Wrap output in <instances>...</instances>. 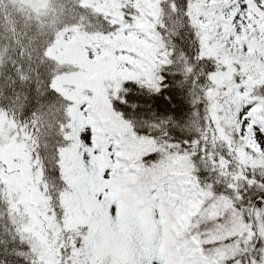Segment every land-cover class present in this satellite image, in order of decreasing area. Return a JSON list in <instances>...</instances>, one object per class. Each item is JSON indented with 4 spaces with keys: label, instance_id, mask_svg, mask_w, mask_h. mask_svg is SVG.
Instances as JSON below:
<instances>
[{
    "label": "snow or ice",
    "instance_id": "1",
    "mask_svg": "<svg viewBox=\"0 0 264 264\" xmlns=\"http://www.w3.org/2000/svg\"><path fill=\"white\" fill-rule=\"evenodd\" d=\"M201 9L206 11L200 0H120L118 13L95 11L89 17L109 38L134 32L151 45L149 58L135 69L140 79L124 84L139 95L128 92L118 98L121 107L138 101L128 111L137 114L147 126L145 134L151 130L156 141L157 150L142 157L147 168L159 164L160 145L193 163L188 177L170 173L145 178L132 189L123 219L119 205L112 204L109 212L119 226L113 225L110 233L71 231L63 225L56 233L48 220L66 216L65 152L72 142L67 115L71 102L56 86L64 69L51 53L61 38L76 35L84 26L88 9L80 0H68L54 33L34 31L28 41L29 75L0 76V264H264V171L257 174L248 166L238 171L215 151L217 122L208 115L209 106L194 96L207 93L208 78L220 67L204 55ZM140 18L148 21L147 31L138 28ZM257 106L264 107V96L242 102L235 135L239 139L251 128L264 144V119L252 111ZM201 112L200 132L187 134L189 118ZM83 139L91 147V133ZM99 151L93 149V154ZM233 155L229 149L228 156ZM104 175L107 179L109 173ZM215 199L229 207L213 214ZM189 208L193 215L183 219Z\"/></svg>",
    "mask_w": 264,
    "mask_h": 264
},
{
    "label": "rangeland",
    "instance_id": "2",
    "mask_svg": "<svg viewBox=\"0 0 264 264\" xmlns=\"http://www.w3.org/2000/svg\"><path fill=\"white\" fill-rule=\"evenodd\" d=\"M81 3L92 12L116 10L118 13L120 8V0H81ZM200 3L206 7V11H198L201 30L205 33L204 55L220 65L212 78L211 91L212 103L219 105L211 112L217 120L223 107L219 137L227 142V133L232 131L235 135L240 129L238 114L242 102L264 86V0H210V3L200 0ZM149 27L146 19L138 20L140 31ZM150 52L151 45L134 32L109 38L77 31L67 39L61 38L53 49L51 54L58 63L71 70L69 75L56 80V86L72 102V142L65 153L69 189L63 197L66 216L60 221L48 218L49 227L56 233L61 225L71 231L110 233L113 225L119 226L109 212L112 204L119 205L118 215L123 219L124 205L134 197L132 189L140 185L138 180L143 173L135 160L137 157L133 156L145 155L152 146L136 142L132 137L125 140V129L110 114L106 102L117 95L123 82L140 79L141 73L135 69L141 68L142 60L149 58ZM241 84L247 87H239ZM252 111L264 119L260 116L264 112L262 106ZM89 132L92 145L86 147L83 136ZM238 140L255 157L251 161L239 154L243 162L253 167L264 162V144L258 142L253 129ZM114 144L116 149L112 150ZM93 149L100 151L93 154ZM85 152L89 158H85ZM184 160L177 158L159 175L191 176L183 166ZM105 172L109 173L107 179ZM42 206L46 208V202ZM225 208L227 204L215 199L213 214ZM191 215L189 208L182 218ZM151 231L154 235L155 225Z\"/></svg>",
    "mask_w": 264,
    "mask_h": 264
},
{
    "label": "trees",
    "instance_id": "3",
    "mask_svg": "<svg viewBox=\"0 0 264 264\" xmlns=\"http://www.w3.org/2000/svg\"><path fill=\"white\" fill-rule=\"evenodd\" d=\"M67 2L68 0H0V76H4L6 72L12 74L13 76L29 75V58L27 55L29 38L32 36L34 31L41 28L47 30L48 32L54 33L56 28L64 19V4ZM73 2H75V0H73ZM91 13V10L86 12L84 26L79 28L78 31L82 34L90 36L103 35L102 32L96 29L95 24L89 23V17ZM21 53H23V56L20 55ZM62 68L64 71L60 76L57 77V79L61 76L69 75L71 73V70H69L67 66H62ZM217 70L218 69L213 70L208 78L207 93H194V96H199V99L204 101L209 106L208 115L217 122L218 128V126L222 125L220 120L225 111L221 106L222 114L217 117V120L214 119L211 112L215 105H217L213 104L216 102L212 103L211 101V91L213 92L212 78ZM138 80L139 79L131 81ZM125 82L120 85L117 95L115 97H111L110 100H107L106 107L108 108L110 114L116 118L119 124L125 129V140L127 138L131 139L132 137V139H134L136 142L139 141L149 144L152 146L151 151H156V141L150 137L151 130H149V134H145V129L147 126H143L139 123L137 114L128 111V108L138 101L129 100L128 104L124 105L123 107H121L118 103V98L123 99L125 94L128 92H131L133 96L139 95L136 89L125 88ZM253 96H264V86L256 89V91L253 93ZM165 97H167V93H165ZM176 100L181 101L183 100V97L177 96ZM169 103L172 102L169 101ZM224 103L225 101L223 104ZM71 105L72 102L67 108V115L70 117ZM218 105L216 107H218ZM172 106L175 107L176 105L172 103ZM121 113H123V116ZM202 117L203 112H201V115L195 119L190 117L188 125L185 128V132L190 135L198 134L201 130V126L204 124ZM219 135L220 131L218 128V142L215 151L225 155L226 160H231L233 168L240 171L244 166H248L250 169L255 168L257 174H259L261 171H264V162L254 165L253 167L247 165L240 159L239 154H242L246 159L251 161L254 160L255 157L248 150L242 148V144L232 131L227 133V142L226 138L221 139ZM70 146L66 152L69 151ZM229 149L234 151L233 156H228ZM159 150L161 152V156L159 157L160 162L158 165H156V167L151 169L147 168L145 162L142 160V157L144 156L143 154L133 156L137 157L135 160L140 164L143 171L138 183H143L145 178L149 176L156 178V175L160 174L161 170L170 167L172 162H174L177 158H185L183 161V166L190 172V174H192L193 163L189 157L181 156L176 153H170L167 148L164 147V145H160ZM148 163H151V161ZM218 187L221 191L227 194V190L223 187V184L219 185ZM208 195L209 197H214V194L211 192L208 193ZM222 201L227 204V207H229L228 202L224 200Z\"/></svg>",
    "mask_w": 264,
    "mask_h": 264
},
{
    "label": "bare ground",
    "instance_id": "4",
    "mask_svg": "<svg viewBox=\"0 0 264 264\" xmlns=\"http://www.w3.org/2000/svg\"><path fill=\"white\" fill-rule=\"evenodd\" d=\"M115 149H116V144H114V145H113V148H112V150H115Z\"/></svg>",
    "mask_w": 264,
    "mask_h": 264
}]
</instances>
